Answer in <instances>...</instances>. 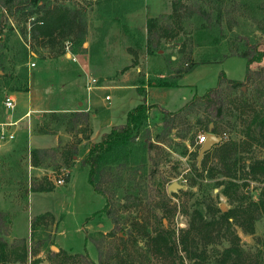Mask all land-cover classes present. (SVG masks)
Instances as JSON below:
<instances>
[{"label":"rangeland","instance_id":"374dc122","mask_svg":"<svg viewBox=\"0 0 264 264\" xmlns=\"http://www.w3.org/2000/svg\"><path fill=\"white\" fill-rule=\"evenodd\" d=\"M171 1L46 0L49 6L66 7L81 18L85 31L82 42L68 38L64 41L68 46L62 45L63 49L31 34V21L36 15L25 19L22 10L6 15L0 9V93L16 89L46 102L66 97L64 94L81 96L76 101H85L90 112L100 110V100L109 95L111 100L106 104L110 117L118 124L125 123L126 113L137 105L148 101L149 106L148 118L132 142L128 163L105 172V196L95 193L87 183L88 171L80 165L81 159L76 164L77 158H72L70 175L67 169L56 168L62 150L77 142L78 133L87 132V127L76 126L79 117L73 113H49L40 127L54 134H72L70 143L55 148L45 160L55 169L49 180L53 189L30 190L36 182H28L25 175V165L30 162L26 135L11 143V152L0 151V237L8 245L6 264H206L230 244L237 247L241 264H264V211L254 223L253 233L234 224L185 234L195 210L210 220L223 213L220 205L226 213L250 202H264V175L258 169L256 174L251 173L241 163L264 162V141L248 129L252 111L264 98V57L250 66L252 71H260L259 75L241 88L222 89L225 113L218 123V136L221 143H236L238 171L234 179L221 175L208 178L206 173L199 177V171L194 170V154L198 155L201 147L197 136L203 134L206 123L199 104L181 112L168 134L162 131L159 108L152 107L154 103L178 111L193 94L200 96L215 87L221 72L228 79L243 80L247 65L237 56L199 65L183 77H179V71L202 60H220L238 35L258 43L264 52V0H183L210 11L214 21L218 18L226 38L214 46L206 45L204 38L197 41L203 21L194 15L182 24L177 37L162 40L159 50L148 55L144 46L146 20L169 15ZM198 42L204 45L197 46ZM58 50L63 54L56 56ZM133 51L138 54L136 66H132ZM90 77L97 79L100 88L88 94ZM162 78L180 86H145ZM146 87L150 90L145 93ZM6 97L0 96V101ZM97 120L101 121L100 117ZM5 125L0 123V131L7 128ZM9 140L5 136L0 143ZM81 154L78 152V156ZM218 154L211 149L203 155L207 167L218 164ZM58 179L63 180L62 185L55 184ZM229 181L226 197L222 192ZM172 182L183 188L168 192ZM163 191L165 197H161ZM106 203L109 212L93 215ZM40 215L43 217L31 226V220ZM113 221L118 227L109 236ZM181 236L186 238L189 253L180 244ZM22 245L27 255L24 263H18L14 259ZM53 246L58 250H52Z\"/></svg>","mask_w":264,"mask_h":264},{"label":"trees","instance_id":"16d2710c","mask_svg":"<svg viewBox=\"0 0 264 264\" xmlns=\"http://www.w3.org/2000/svg\"><path fill=\"white\" fill-rule=\"evenodd\" d=\"M221 2V0H218ZM172 11L167 16L151 17L146 20V38H145V50L148 55L154 54L159 50L162 40L173 39L177 37L182 29V24L194 15L199 16L203 23L198 29L197 41L205 39L206 45H218L226 38V32L224 31L219 19L213 20L211 12L205 10L199 4H186L183 0L171 1ZM0 9H3L6 15H13L15 11L22 10L25 13V19L34 18L31 23V34L35 37H41L47 39L48 44L55 42L59 47L65 45V40L70 38L74 39L75 43H81L83 36L85 35L84 27L80 24L81 18L76 11L70 10L62 6H49L46 4V0H0ZM73 37V38H72ZM68 41V40H67ZM70 41V40H69ZM234 46L229 47L228 54L223 56L220 60L214 62L202 60L197 63H193L187 68H183L179 71V77L190 73L195 67L204 64L222 62V60L228 56H237L245 59L246 70L243 80H231L228 79L223 72L218 76L217 85L213 88L206 90V92L200 96L193 94L190 101L184 104L178 111L172 112L165 108L160 107L157 104H153L152 107L159 108L162 114V131L165 134L171 132L175 126L177 117L181 112L190 108L195 104H199L202 108V112L206 117L205 129L203 133L211 132L215 135H220L218 132V123L224 119L225 98L222 96V89L225 86H229L232 89L241 88L245 82L251 81L255 75H259L260 71H252L250 66L253 63L260 62L264 57V52L259 49V44L251 41L248 37L238 35L233 37ZM64 43V44H63ZM198 42L197 46H201ZM63 51H57L56 56L62 55ZM132 66L137 65L138 54L133 51ZM189 60L191 57L189 55ZM130 66L124 67L122 71L128 70ZM149 87H179L178 83L169 82L166 78L159 79L157 81H151L150 84H145ZM139 89V88H138ZM11 91H20L13 89ZM140 91V90H139ZM261 97V96H258ZM232 110V109H231ZM228 110L230 115L233 112ZM149 106L145 103L139 104L136 107L129 110L126 114V121L123 124L112 126L109 132L103 133L98 142L89 146L86 154L82 157L80 165L87 168V183L92 190L101 195H106V190L102 184L106 170L112 167H119L120 165H126L133 152L132 142L136 137V132L148 118ZM245 113L241 114L244 116ZM74 116H78V123L84 125L88 119V112L73 113ZM249 132L258 134L259 140L264 141V98L261 105L258 108H254L252 111V117L249 122ZM218 154L216 157L218 164L214 167H207V160L202 159L200 167L197 162L194 164L195 172H198L199 177H202L203 173H206L208 178H215L217 175L226 177L228 179H234L238 168V161L235 159L237 154V148L235 142H222L216 145L214 148ZM52 153V150H33L30 153V159L33 165L37 166L42 164L44 158H47ZM76 146L65 148L60 154L61 163L56 168L70 167L72 157L76 155ZM195 158L197 155L194 154ZM206 157V156H205ZM205 159V160H204ZM242 166L248 168L252 173L256 174V169L264 175V162H251L246 163L243 160ZM55 167V166H54ZM55 172V169H53ZM35 183V182H34ZM195 181H192L191 185H194ZM231 185V181L227 182L224 191V196L228 197L227 188ZM54 186L49 183L47 177L37 181L30 187L31 191L45 192L53 189ZM165 192H161V197H165ZM109 204L106 203L102 209L93 214L99 215L102 212H109ZM219 212V210H217ZM261 211H264V202H250L248 205H240L226 213L220 214L217 218L210 220L204 219V216L199 210H195L191 216L190 224L185 234H190V231H196L199 229L206 230L207 228H214L230 225H238L243 228L247 233H253V225L260 218ZM1 215V212H0ZM45 215V214H43ZM43 215L37 216L31 220V226L36 225V222L40 220ZM48 215V214H47ZM107 217L113 220L111 215ZM33 223V224H32ZM117 224L113 221V228L107 233L112 236L115 234ZM160 238V236H157ZM154 238V240L159 239ZM87 241V240H86ZM180 244L185 252H188L186 248V238L181 236ZM8 245L0 237V264H6L9 261L7 255ZM189 253V252H188ZM26 248L22 245L19 249L15 262L24 263L26 259ZM239 253L237 247L234 244H230L224 248L219 257L214 258L210 263L206 264H241L239 259ZM101 258V255H99ZM190 261H193L194 256L188 257ZM206 259L203 258V262ZM193 264H196L193 262Z\"/></svg>","mask_w":264,"mask_h":264},{"label":"crops","instance_id":"0c3cea01","mask_svg":"<svg viewBox=\"0 0 264 264\" xmlns=\"http://www.w3.org/2000/svg\"><path fill=\"white\" fill-rule=\"evenodd\" d=\"M147 90L149 91L150 88L146 87L144 90L145 93ZM0 96L11 97L15 105L14 109L9 111L6 110L4 106L2 107L4 101H0V123H5V126H7L6 129L14 134L13 140L0 143V151H2V153L11 152V143L18 141L22 134L27 137L26 141L30 153L33 150H52V152H55V148L58 146L61 147L66 145V143H70L72 134L70 135L67 132L60 131L54 134L49 131L40 130L43 121L48 117L47 114L88 112L89 116L87 122H85L84 125L77 122L76 125L78 128L82 126L85 128L87 127V132L85 135L78 133L77 142L72 144V146H76L77 151L76 155L72 158L73 160L77 158L75 163L78 164V159H82L91 144L98 142L101 135L109 132L112 126L120 125L114 122L110 117V107L106 103L111 99L109 101L101 99L100 102L103 103L101 109H94L90 112V109L87 107L88 105H85V101H76V98L81 96L64 94L63 96L66 97H59L57 100L50 102L37 100L34 96H31L29 92L22 91H3L0 93ZM145 104H148V101H145ZM27 112H30L29 117L26 116ZM98 117H100L101 121H96ZM69 147L71 146H68V148ZM80 151L82 154L78 156V152ZM45 160L46 158H44L42 164L35 166L30 159L29 164L25 165V175H27L28 182H37L44 177H47L49 180L51 179L50 176L54 171L52 166L45 164ZM67 173H69V169H67Z\"/></svg>","mask_w":264,"mask_h":264},{"label":"built area","instance_id":"2783aa9c","mask_svg":"<svg viewBox=\"0 0 264 264\" xmlns=\"http://www.w3.org/2000/svg\"><path fill=\"white\" fill-rule=\"evenodd\" d=\"M65 46H68V43L67 42L65 43ZM32 66H33V64H32ZM97 86H98L97 79H95L93 77L88 78V81L86 83V91H87V93L89 94L95 88H100V87H97ZM110 99L111 98H110L109 95H106L104 97V100L105 101H109ZM4 107L6 108V110H9V111L13 110L14 107H15L14 100L11 97L7 96L5 98V101H4ZM29 115H30V112H27L26 116L29 117ZM5 136L7 138H9L10 140L14 138L13 132L8 133V131H6V129L1 128L0 138L3 139ZM204 141H205V133L199 134L197 136V144L199 146H201ZM55 184L56 185H62L63 184V180L62 179H58V180L55 181Z\"/></svg>","mask_w":264,"mask_h":264},{"label":"water","instance_id":"95a60500","mask_svg":"<svg viewBox=\"0 0 264 264\" xmlns=\"http://www.w3.org/2000/svg\"><path fill=\"white\" fill-rule=\"evenodd\" d=\"M222 141V137L215 135L211 132H208L205 134V141L203 142V144L201 145V147L198 150V155H197V163L199 164L203 155L207 152H209L213 147H215L216 145H218L219 143H221ZM183 188V186L181 184H178L177 182H172L168 188L167 191L168 192H175L177 191V189ZM220 210L224 213L225 212V208L223 207V205H220ZM52 250L57 251L58 249L53 246Z\"/></svg>","mask_w":264,"mask_h":264}]
</instances>
